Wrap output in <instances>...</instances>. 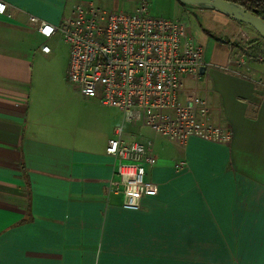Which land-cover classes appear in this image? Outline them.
I'll return each instance as SVG.
<instances>
[{
    "label": "crops",
    "instance_id": "crops-1",
    "mask_svg": "<svg viewBox=\"0 0 264 264\" xmlns=\"http://www.w3.org/2000/svg\"><path fill=\"white\" fill-rule=\"evenodd\" d=\"M2 1L0 264H264V57L239 53L230 40L239 23L224 20L230 35L197 42L204 68L181 80L230 140L172 142L140 122L102 134L69 123L62 90H50L57 33L44 37L29 21L56 25L86 1L133 11L140 0ZM174 1L173 15L191 7ZM119 127L127 142L152 143L144 177L158 192L138 209L109 188L117 161L105 148Z\"/></svg>",
    "mask_w": 264,
    "mask_h": 264
},
{
    "label": "built area",
    "instance_id": "built-area-1",
    "mask_svg": "<svg viewBox=\"0 0 264 264\" xmlns=\"http://www.w3.org/2000/svg\"><path fill=\"white\" fill-rule=\"evenodd\" d=\"M0 14L8 15L2 0ZM29 21L42 36L58 33L68 45L66 79L76 91L119 109L125 122H140L172 142L191 136L230 140V129L212 122L205 98L181 92L182 78L196 77L203 64L202 46L181 19L152 16L148 1L140 0L133 11H109L86 1L56 25L35 16ZM105 152L117 161L109 188L121 194L124 208L138 209L143 196L157 194L158 184L144 177L145 166L154 161L151 141L127 142L119 127ZM183 166L184 161L175 164Z\"/></svg>",
    "mask_w": 264,
    "mask_h": 264
},
{
    "label": "rangeland",
    "instance_id": "rangeland-1",
    "mask_svg": "<svg viewBox=\"0 0 264 264\" xmlns=\"http://www.w3.org/2000/svg\"><path fill=\"white\" fill-rule=\"evenodd\" d=\"M147 1L152 16L181 19L190 29L195 41L201 44L204 40L209 39L208 37L217 39L232 33L234 30L232 28L233 26L227 25L224 20L231 22L229 24L238 23L219 12L193 6L177 10L176 14L173 15L172 2H175L174 0ZM237 25L239 26L237 31L230 38V40H233L234 44L241 46V48H246L249 44H252L264 50V39H262L253 28L242 23ZM205 30L209 31L210 34ZM51 46L54 47L53 60L54 69L56 71L50 82V90H62L58 96L66 120L74 126L78 125L80 128L85 129L88 134H102L104 131L108 130L110 126L113 127L116 125H122L123 130H126L127 124L124 122L121 111L101 105L96 98L83 97L67 81L64 65L67 64L68 61L69 48L58 33L51 42ZM239 53L242 54L245 52L243 49H240ZM258 57H264V53L261 52L258 54ZM142 131L145 134H152V131L146 127H143Z\"/></svg>",
    "mask_w": 264,
    "mask_h": 264
},
{
    "label": "water",
    "instance_id": "water-1",
    "mask_svg": "<svg viewBox=\"0 0 264 264\" xmlns=\"http://www.w3.org/2000/svg\"><path fill=\"white\" fill-rule=\"evenodd\" d=\"M179 3L211 9L219 12L228 18L245 25L250 26L255 32L264 39V20H262L257 14L256 9L247 10L241 5L228 0H177ZM203 65L200 66L199 71H202Z\"/></svg>",
    "mask_w": 264,
    "mask_h": 264
},
{
    "label": "trees",
    "instance_id": "trees-1",
    "mask_svg": "<svg viewBox=\"0 0 264 264\" xmlns=\"http://www.w3.org/2000/svg\"><path fill=\"white\" fill-rule=\"evenodd\" d=\"M231 2H235L247 10L256 9V14L264 20V0H228ZM182 6H188L180 3ZM243 51L247 54L258 56L261 52L264 53V50L249 44Z\"/></svg>",
    "mask_w": 264,
    "mask_h": 264
}]
</instances>
